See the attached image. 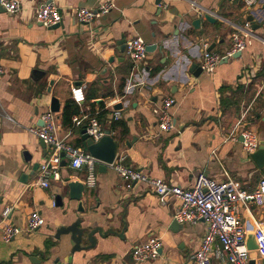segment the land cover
I'll list each match as a JSON object with an SVG mask.
<instances>
[{
    "label": "crops",
    "instance_id": "crops-1",
    "mask_svg": "<svg viewBox=\"0 0 264 264\" xmlns=\"http://www.w3.org/2000/svg\"><path fill=\"white\" fill-rule=\"evenodd\" d=\"M15 1L19 10L13 14L0 6V213L10 208L5 223L23 231L9 243L0 235V264L188 263L199 249L206 225L176 221L181 226L172 229L178 199L168 197L162 204L147 183L126 189L124 181L107 165L100 168L99 162L96 185L85 186L80 212L77 201H67L65 187L68 180L84 183L85 171L72 170L63 161L48 188L41 187L40 165L51 150L45 144L41 147L30 129L41 127V115L50 111L55 97L56 135L75 147L83 148L82 125L74 127V119L92 113L118 141L116 157H124L126 166L149 178L190 188L202 172L217 182L236 180L242 189L253 191L264 177V167L258 168L242 148L240 131L250 129L264 143V0L251 9L244 0ZM50 1L62 15L56 28H44L35 20L37 9ZM107 1L114 7L93 23L73 19L76 9H96ZM202 10L215 18L214 24L204 21ZM250 16L252 22L247 21ZM198 18L196 29L191 22ZM245 22L251 36L240 56L219 63L212 74L202 71L195 77L191 65L200 66L212 44L211 52L223 55L231 47L230 35ZM256 25L261 27L254 30ZM135 37L157 46L132 69L124 47ZM76 87H82L85 100L74 103L65 117L71 89ZM166 98L175 101L170 108L174 126L161 132L153 111ZM118 104L120 118L113 121V107ZM241 118L242 126L235 128ZM34 165H38L35 171ZM59 194L64 205L55 207L53 197ZM35 212L43 224L26 232ZM239 217L248 240L256 222L264 221V206H240ZM78 219L81 227L98 229L102 235L97 231L92 248L72 253L70 236L54 235ZM152 237L162 242L159 257L134 262L132 248ZM81 245L89 246L86 238ZM221 250L216 240L212 264H228L214 256ZM251 262L263 260L252 251Z\"/></svg>",
    "mask_w": 264,
    "mask_h": 264
},
{
    "label": "built area",
    "instance_id": "built-area-1",
    "mask_svg": "<svg viewBox=\"0 0 264 264\" xmlns=\"http://www.w3.org/2000/svg\"><path fill=\"white\" fill-rule=\"evenodd\" d=\"M258 3V0H244L247 9H251ZM0 6L10 14L19 10V4L15 0H0ZM114 7L112 1L102 3L96 9L78 8L73 12V19L81 24H91L95 19L105 16ZM36 22L44 28L59 26L62 23V15L57 6L50 1L39 7L35 14ZM251 36V28L248 22L240 29H236L231 35V47L223 54L215 52H204L202 55L201 68L206 74H212L222 58H232L236 53H241L246 47V39ZM264 45V40H262ZM146 43L139 37L131 38L125 42L124 52L132 64V69L137 68L147 57ZM2 69L0 67V75ZM71 99L75 104L83 103L85 100L82 87L71 89ZM175 101L166 98L162 101L160 108L153 112L157 116V126L161 132H169L174 124L170 114V108ZM120 112L114 111L112 119L118 121ZM86 121L84 124L83 122ZM41 127L31 128L30 132L41 140L49 149L51 154L40 165L39 184L48 188L50 177L58 176V170L63 161L72 170H84L86 178L84 185L94 188L96 185V165L98 160L93 158L86 150L75 147L64 138L56 135L55 114L48 111L41 115ZM242 118L239 119L235 128L241 127ZM85 127V133L94 142L99 141L106 133L95 116L86 114L74 119L73 126ZM108 132V131H107ZM109 133V132H108ZM110 134V133H109ZM242 148L251 154L255 152L260 140L255 132L243 128L240 131ZM236 141V136L231 137ZM124 157H116L107 165L117 176L124 181L125 188L131 189L135 183H147L151 186L153 193L163 204L168 197L179 200L180 205L174 215L175 221L183 224L196 225L203 222L206 225V234L199 246V249L186 264H212V246L218 240L222 250L215 253V257L228 264H251V253L247 247V233L244 223L239 217L240 206L249 209L250 206H264V177H262L253 191L242 189L236 180L228 179L217 182L210 179L205 173H199L190 188H183L158 178H149L142 171L130 168L123 163ZM10 208H5L0 213V235L5 243H9L23 230L19 227L5 223ZM43 224L40 214H31L25 228L26 232L38 230ZM256 249L254 252L264 264V221L256 222L252 233ZM162 242L158 238H149L146 242L135 245L131 250L134 262L144 263L154 261L159 257Z\"/></svg>",
    "mask_w": 264,
    "mask_h": 264
},
{
    "label": "water",
    "instance_id": "water-1",
    "mask_svg": "<svg viewBox=\"0 0 264 264\" xmlns=\"http://www.w3.org/2000/svg\"><path fill=\"white\" fill-rule=\"evenodd\" d=\"M156 4H159V1H156ZM203 11V19L204 21H206L209 24H214L215 23V18L208 12ZM187 17L189 18H193V14L192 13H187ZM248 22H252L253 21V17L250 16L247 19ZM201 23V19H194L191 22V26L198 29L199 25ZM57 26H54L52 28H56ZM261 26L260 25H256L253 26V29H259ZM157 45H146V50L148 53L153 52L155 50ZM215 46V44H212L211 47H209L207 49V52H211V50L213 49V47ZM241 53H236L235 55L232 56V58H236L239 57ZM228 61V58L224 57L222 58V60L220 61V63H226ZM190 72L195 76L198 77L201 73H202V68L200 66H198L197 64H192L190 67ZM49 91V90H47ZM58 108H59V101L55 98L52 97L51 98V104H50V111L51 112H58ZM114 110H121L122 109V105L118 104L115 105L113 107ZM40 126H42V122H40ZM242 140V138H240ZM81 141H82V147L84 150H86L93 158H95L96 160H98L100 163H102V165H100V168L102 169H106V167H104L103 164L105 165H110L114 159L116 158V154L119 148V143L118 141H115L108 132L105 133V135L97 142H94L91 138L88 137V135L85 133V127H82L81 129ZM41 147H45L44 143L41 141ZM25 158L27 153H24ZM29 158V156H28ZM250 158L251 160L254 162V164L258 167V168H263L264 167V143L262 142L258 149L250 154ZM27 160V158H26ZM64 163V162H63ZM38 168V165H34L33 170L35 171ZM65 189L67 190V194H68V199L67 201H77L78 202V210L80 212L83 211L82 208V193L85 190V185L82 182H73V181H67L66 187ZM53 203L55 207H62L64 205V201H63V197L61 194L59 195H55L53 197ZM172 229H177L179 228L181 225L178 224L175 220L172 222L171 224ZM97 231H99V234L102 235V233L100 232V230L98 229H93V230H89L86 228L81 227V220L78 219L76 221H74L71 225L67 226V227H61L59 229H57V231L55 232V239H58L61 235H69L70 239L73 243V247L71 249L72 253L75 252H79L82 250H87L92 248V246H94L95 244V239H94V235L97 233ZM83 238H86L88 245L86 247H83L82 244V240ZM247 247L250 251H254L256 249V245L254 242L253 237L251 236L248 240H247ZM252 264V262H251Z\"/></svg>",
    "mask_w": 264,
    "mask_h": 264
},
{
    "label": "trees",
    "instance_id": "trees-1",
    "mask_svg": "<svg viewBox=\"0 0 264 264\" xmlns=\"http://www.w3.org/2000/svg\"><path fill=\"white\" fill-rule=\"evenodd\" d=\"M72 105H75L74 102H72V101H69V102L66 104L65 109H64V112H63V114L65 115V117H66L67 115H70V114H71V107H72ZM73 113H75V112L73 111ZM115 127H116V123L113 124V128H115Z\"/></svg>",
    "mask_w": 264,
    "mask_h": 264
}]
</instances>
